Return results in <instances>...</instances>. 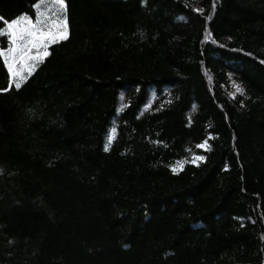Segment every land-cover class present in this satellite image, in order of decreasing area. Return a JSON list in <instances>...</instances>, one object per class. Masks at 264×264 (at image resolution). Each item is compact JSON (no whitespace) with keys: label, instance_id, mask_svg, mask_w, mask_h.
I'll use <instances>...</instances> for the list:
<instances>
[{"label":"trees","instance_id":"1","mask_svg":"<svg viewBox=\"0 0 264 264\" xmlns=\"http://www.w3.org/2000/svg\"><path fill=\"white\" fill-rule=\"evenodd\" d=\"M66 5L19 89L0 59V264H264V0Z\"/></svg>","mask_w":264,"mask_h":264},{"label":"snow or ice","instance_id":"2","mask_svg":"<svg viewBox=\"0 0 264 264\" xmlns=\"http://www.w3.org/2000/svg\"><path fill=\"white\" fill-rule=\"evenodd\" d=\"M48 4L58 6L59 11L53 13L46 7ZM33 8L34 20L26 13L11 20L0 16V35H5L8 40L7 48L0 47V59L7 69L9 86L14 84L17 89L27 79L24 73L31 75L37 64L49 55V45L66 40L69 36L66 0H38ZM236 91L241 92L242 89L237 86ZM108 139L110 142L112 137ZM206 144L205 141L198 147H205Z\"/></svg>","mask_w":264,"mask_h":264},{"label":"rangeland","instance_id":"3","mask_svg":"<svg viewBox=\"0 0 264 264\" xmlns=\"http://www.w3.org/2000/svg\"><path fill=\"white\" fill-rule=\"evenodd\" d=\"M47 8H50L51 10H52V12L53 13H55V12H58L59 11V8H58V6H55V5H52V4H48L47 6H46ZM5 36V35H4ZM54 44V43H53ZM52 45V44H51ZM51 45H49V47L51 46ZM49 50V49H48ZM33 51H35V50H33ZM45 59V58H44ZM39 63H41V62H39ZM39 63L37 64V66L39 65ZM37 66H36V68H37ZM35 68V69H36ZM34 72V71H33ZM32 72V73H33ZM31 73V74H32ZM27 77L28 76H30V75H28L27 73H24ZM24 82V81H23ZM22 82V83H23ZM14 85V84H13ZM15 86V85H14ZM234 89H235V91H236V89H237V85L234 87ZM237 92V91H236ZM199 160H197V162H198Z\"/></svg>","mask_w":264,"mask_h":264}]
</instances>
